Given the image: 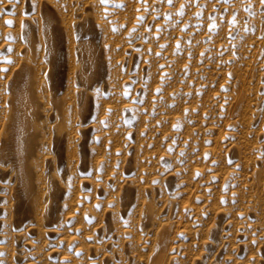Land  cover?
I'll return each mask as SVG.
<instances>
[{"label":"rangeland","instance_id":"374dc122","mask_svg":"<svg viewBox=\"0 0 264 264\" xmlns=\"http://www.w3.org/2000/svg\"><path fill=\"white\" fill-rule=\"evenodd\" d=\"M262 39L264 0H0V264H264Z\"/></svg>","mask_w":264,"mask_h":264},{"label":"bare ground","instance_id":"6f19581e","mask_svg":"<svg viewBox=\"0 0 264 264\" xmlns=\"http://www.w3.org/2000/svg\"><path fill=\"white\" fill-rule=\"evenodd\" d=\"M262 41H264V39H262ZM18 74H19V76L17 78V85L15 83L18 91H16V89H14L16 92H15V96H13L14 98H12V99H14V106H12V107H14L15 112L13 111L14 117L10 122V128H11L10 132L14 136V140L16 142L18 151H20L18 153L20 163H23L22 162L23 161L22 160V153H21L23 143L25 142L27 135L31 132H32V134L35 133L33 131L36 130V127L34 125L35 123L33 124L31 122L29 114L32 111V108H34V106L36 104V101H37L36 100L37 99L36 94L37 93L35 94V91H34V89H35L34 88L35 76L33 73L32 66H29V65L24 66L23 69ZM14 90H13V92H14ZM59 109H60V107H59ZM13 112H12V115H13ZM59 114H58V116H59ZM28 141H29V139H28ZM24 158H25V156H24ZM21 166H23V165H21ZM161 244L160 245L158 244L160 247H158L157 254H155L154 258H151L152 261L150 264H159L160 259H161V258L159 259V257L161 255L159 256L158 253H159V249H161V246H162Z\"/></svg>","mask_w":264,"mask_h":264},{"label":"snow or ice","instance_id":"6c2138e0","mask_svg":"<svg viewBox=\"0 0 264 264\" xmlns=\"http://www.w3.org/2000/svg\"><path fill=\"white\" fill-rule=\"evenodd\" d=\"M172 2V0H169V3H171ZM6 23H11V21H8V22H6Z\"/></svg>","mask_w":264,"mask_h":264}]
</instances>
